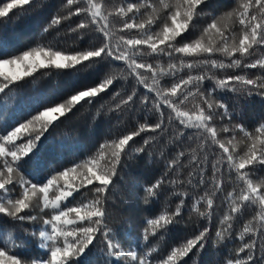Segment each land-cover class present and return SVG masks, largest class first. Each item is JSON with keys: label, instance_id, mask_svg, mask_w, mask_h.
<instances>
[{"label": "snow or ice", "instance_id": "snow-or-ice-1", "mask_svg": "<svg viewBox=\"0 0 264 264\" xmlns=\"http://www.w3.org/2000/svg\"><path fill=\"white\" fill-rule=\"evenodd\" d=\"M48 7L46 0H0V31L8 30L9 21L16 25ZM216 7L213 0H121L119 5L62 0L42 28L43 34L55 33L51 40L41 36L34 46L9 56L0 39V96L34 81L38 70L96 77L73 87L62 102L38 99V110L28 120L0 131V216L34 226L23 236L0 232V264H89L97 242L104 264H186L209 244L218 248L237 241L223 264H264V178L255 176L264 171V120L251 131L242 120L233 123L241 118L220 98L232 93L264 99V0H237L221 13ZM202 15L207 23L200 35L182 43ZM73 17L79 19L74 27ZM68 39L74 42L61 44ZM146 56L154 62H146ZM165 59L166 65L160 62ZM119 65L120 74L99 75ZM249 69L260 75L250 78ZM169 78L173 82L167 85ZM121 79L135 82L131 92L112 91ZM100 100L93 121L107 109L103 142L70 167H49L52 158L41 153V146L50 130ZM89 135L96 136L97 129ZM139 140L143 143L133 147ZM64 145L60 141L61 149ZM145 156L159 166L142 186L144 194L136 196L149 215L139 242L134 239L125 250L110 226L108 202L121 170ZM46 172L52 174L45 178ZM165 192L178 202L173 209L165 201L156 212ZM78 196L80 201L69 206ZM185 211L189 220L197 218L194 234L166 255L149 247L153 239L163 241L170 231L187 227ZM249 214L236 233V223ZM31 238L38 240L41 255L29 262L22 250Z\"/></svg>", "mask_w": 264, "mask_h": 264}, {"label": "trees", "instance_id": "trees-1", "mask_svg": "<svg viewBox=\"0 0 264 264\" xmlns=\"http://www.w3.org/2000/svg\"><path fill=\"white\" fill-rule=\"evenodd\" d=\"M49 5L48 8L43 11L34 14L31 18L22 19L18 24L13 25L11 21L8 22V30L0 31V39H3L7 43L9 56L18 54L19 51L25 50L27 47L34 46L36 42L44 36L45 39L51 40L52 36L42 33V28L49 22L52 14H54L60 7L62 0H46ZM121 0H109L110 4L119 5ZM214 5H217L216 11L218 13L225 12L236 6L237 0H213ZM205 12L209 9H205ZM66 14V13H65ZM15 16L12 20H15ZM74 23L71 26H75V23H79V19L73 17ZM207 23L205 16H201L200 19L195 23L191 29L190 34L186 37L185 41L196 39L203 26ZM68 25L60 27L59 31L63 34L67 31ZM94 39V36L92 37ZM74 39H68L67 41H61V44H72ZM146 62H154L151 58L145 57ZM167 64V60L160 61ZM123 65L119 66H107L102 73L104 74H120ZM35 80L27 79L23 85L18 86L16 89L5 96H0V131L11 130L18 123L25 122L30 118L32 114H35L38 110L36 107V101L42 97H56L57 102H62L68 95L71 94L73 87H80L85 83H90L96 77L90 75L88 72H81L78 77H74L71 73L62 72L56 73L46 72L44 70H38ZM126 74V73H125ZM192 75H196V72H192ZM240 74V73H236ZM187 75V73H186ZM218 75H223L219 73ZM248 75L250 78L260 75L257 70L249 69ZM79 80V84L74 85L75 80ZM173 81L169 78L166 83L170 85ZM207 87H212L213 82L207 81ZM135 86L134 81H125L121 79L116 87L113 88V92L117 90L126 89L131 92ZM143 92V88H140ZM111 93L104 97V100L109 99ZM226 104L229 105V110L237 114L241 119L234 118L233 123H239L241 120L246 124L248 129L253 130L256 125L264 120V99H261L258 95L251 97H242L232 93L223 94L220 97ZM103 103V100L97 101V104L93 107L85 104L83 107L78 108L77 111L68 119L52 128L48 133L47 139L41 146V153L46 157H50L48 166L55 167L58 171L64 167H70L73 162L82 160L86 155L94 152L99 144L104 140V133L109 128L108 117L106 115L107 109L104 110L98 120L94 123L93 117L96 116V110L99 105ZM43 106V105H42ZM226 122V121H225ZM115 123V120L111 121ZM92 128L97 129V135L92 137L89 132ZM64 141V148L61 149L60 141ZM167 137H165V141ZM143 143V140H139L133 147H138ZM163 142H161L162 144ZM159 147V145H158ZM195 147V145H193ZM187 163V161H185ZM159 167L157 164H149L147 157L143 160H134L129 162L128 166L123 168L120 172V176L115 181V187L110 193L108 202V211L110 215L109 223L110 226L116 231L117 238L121 242L123 248L127 250L129 246L133 245V240L136 239L139 242V236L143 228L145 227L144 218L148 213L141 211L139 202L136 199L137 195L142 196V186L149 183L154 179L153 169ZM52 173H44L45 178ZM159 175V172H156ZM255 176L257 178H264V171H256ZM227 190H231V185L228 186ZM78 196L75 201H72L69 206H75L80 201ZM165 201H171V206L174 209L175 204L178 202L175 200L170 192H165L160 197L158 204L155 207V211H160ZM219 204V201H217ZM191 201H189V205ZM222 214V210H218ZM35 215L34 212L31 213ZM219 215H217L215 223L212 227V234L214 236L216 231V225L219 222ZM250 219V214L245 215L235 225L236 233H239L246 220ZM184 220L187 222V227L184 224L179 226L176 230L170 231L165 237V240L161 241L159 238L153 239L149 247H158L161 249V254L166 255L167 250L175 244L180 243L188 236L193 235L191 229L195 227L197 218L193 215L189 220V213L185 211ZM0 232L15 233L17 236H23V230L25 228L30 231L33 229V225L28 222L24 224H16L7 221V218L0 216ZM7 239V236H4ZM236 244L221 245L218 248L213 247L209 244L207 251L197 257L195 254L186 258V264H193L196 260L197 264H223V260L228 256L229 251L233 250L238 246ZM38 240L31 238L30 243L27 244L26 249L22 250V255L25 260L37 259L41 255L40 249L37 247ZM99 242L97 247L93 249L92 253L88 257L89 264H104L103 258L98 254ZM123 264V261H121Z\"/></svg>", "mask_w": 264, "mask_h": 264}, {"label": "rangeland", "instance_id": "rangeland-1", "mask_svg": "<svg viewBox=\"0 0 264 264\" xmlns=\"http://www.w3.org/2000/svg\"><path fill=\"white\" fill-rule=\"evenodd\" d=\"M7 71V69H5ZM35 213V215L39 212V209H36L35 211H33ZM26 261H32V260H26Z\"/></svg>", "mask_w": 264, "mask_h": 264}]
</instances>
